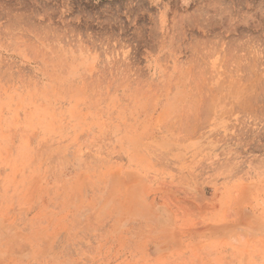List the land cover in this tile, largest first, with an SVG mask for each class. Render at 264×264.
Masks as SVG:
<instances>
[{
    "label": "rangeland",
    "instance_id": "374dc122",
    "mask_svg": "<svg viewBox=\"0 0 264 264\" xmlns=\"http://www.w3.org/2000/svg\"><path fill=\"white\" fill-rule=\"evenodd\" d=\"M0 264H264V0H0Z\"/></svg>",
    "mask_w": 264,
    "mask_h": 264
}]
</instances>
